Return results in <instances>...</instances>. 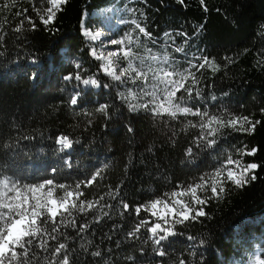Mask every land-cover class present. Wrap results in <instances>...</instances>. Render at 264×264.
Returning <instances> with one entry per match:
<instances>
[{
  "label": "trees",
  "instance_id": "trees-1",
  "mask_svg": "<svg viewBox=\"0 0 264 264\" xmlns=\"http://www.w3.org/2000/svg\"><path fill=\"white\" fill-rule=\"evenodd\" d=\"M51 3L0 0V264H264V0Z\"/></svg>",
  "mask_w": 264,
  "mask_h": 264
},
{
  "label": "rangeland",
  "instance_id": "rangeland-1",
  "mask_svg": "<svg viewBox=\"0 0 264 264\" xmlns=\"http://www.w3.org/2000/svg\"><path fill=\"white\" fill-rule=\"evenodd\" d=\"M63 0H52L51 10L54 11ZM85 35L97 42V48L94 50L93 55L102 60L103 66L102 70L109 74L114 79H122L123 81L130 82L133 81L135 77L129 74L125 69V62L127 61L126 51L118 46L116 39L111 37L109 31L102 27H96L91 31L84 29ZM60 147H64L67 141L58 140ZM248 167L243 163L234 162L231 168L228 170L229 176L234 180V182H239L240 179L247 172ZM192 198L191 200H185L180 195L176 196L171 202L168 201H155L150 206L144 207L147 211L155 213L158 218H162L163 214H170L179 216L181 218H186L190 214V210L194 207L196 200ZM22 202V201H21ZM20 202V203H21ZM19 203V204H20ZM51 210H54L58 203L56 200L51 199L49 201ZM151 233L156 232V223L150 228ZM22 232L21 222L12 223L4 236L3 241L0 244V252L7 251L9 248V242L14 243ZM258 251V250H257ZM259 259L254 264L258 263Z\"/></svg>",
  "mask_w": 264,
  "mask_h": 264
},
{
  "label": "bare ground",
  "instance_id": "bare-ground-1",
  "mask_svg": "<svg viewBox=\"0 0 264 264\" xmlns=\"http://www.w3.org/2000/svg\"><path fill=\"white\" fill-rule=\"evenodd\" d=\"M66 145H68V143Z\"/></svg>",
  "mask_w": 264,
  "mask_h": 264
}]
</instances>
